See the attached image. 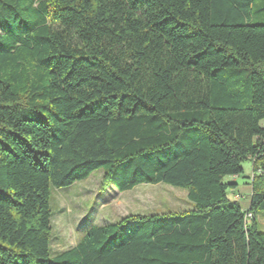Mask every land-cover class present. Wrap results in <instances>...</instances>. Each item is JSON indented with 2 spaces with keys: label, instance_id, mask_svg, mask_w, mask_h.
<instances>
[{
  "label": "trees",
  "instance_id": "1",
  "mask_svg": "<svg viewBox=\"0 0 264 264\" xmlns=\"http://www.w3.org/2000/svg\"><path fill=\"white\" fill-rule=\"evenodd\" d=\"M100 169L102 191L165 184L192 208L51 257V190ZM259 212L264 0H0V264H264Z\"/></svg>",
  "mask_w": 264,
  "mask_h": 264
},
{
  "label": "rangeland",
  "instance_id": "2",
  "mask_svg": "<svg viewBox=\"0 0 264 264\" xmlns=\"http://www.w3.org/2000/svg\"><path fill=\"white\" fill-rule=\"evenodd\" d=\"M242 168L239 191L228 194V197L246 209L250 196L248 182L252 176L251 163L245 162ZM103 173V169H100L69 187L51 190V257L74 246L91 226L115 223L130 214L178 213L192 208L185 189L165 184L140 185L122 193L109 185L102 191L100 184ZM247 219L249 221L250 216ZM255 219L257 231L264 233V212H259Z\"/></svg>",
  "mask_w": 264,
  "mask_h": 264
},
{
  "label": "crops",
  "instance_id": "3",
  "mask_svg": "<svg viewBox=\"0 0 264 264\" xmlns=\"http://www.w3.org/2000/svg\"><path fill=\"white\" fill-rule=\"evenodd\" d=\"M240 177L238 178H229L230 182H234L235 184H237V188L235 190H233L234 192H238L239 191V187H238V181H239ZM249 204V203H248Z\"/></svg>",
  "mask_w": 264,
  "mask_h": 264
}]
</instances>
